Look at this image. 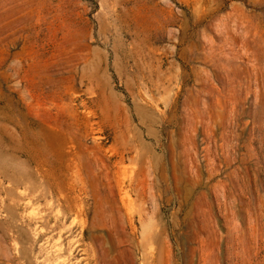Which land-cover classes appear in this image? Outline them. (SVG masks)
Listing matches in <instances>:
<instances>
[{"label":"rangeland","instance_id":"obj_1","mask_svg":"<svg viewBox=\"0 0 264 264\" xmlns=\"http://www.w3.org/2000/svg\"><path fill=\"white\" fill-rule=\"evenodd\" d=\"M0 264H264V0H0Z\"/></svg>","mask_w":264,"mask_h":264}]
</instances>
